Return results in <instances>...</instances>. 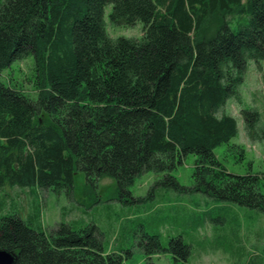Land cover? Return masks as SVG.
Returning a JSON list of instances; mask_svg holds the SVG:
<instances>
[{
  "label": "trees",
  "instance_id": "16d2710c",
  "mask_svg": "<svg viewBox=\"0 0 264 264\" xmlns=\"http://www.w3.org/2000/svg\"><path fill=\"white\" fill-rule=\"evenodd\" d=\"M114 24H144L140 39H113ZM34 60L37 99L0 79V187H74L115 179L122 195L144 173H166L163 186L191 190L264 213L262 175L230 173L215 155L239 134L227 114L250 61H264V0H6L0 5V77ZM248 139L264 145L257 110L242 109ZM243 152V150H242ZM195 155L192 189L171 174ZM150 252L188 264L181 237ZM153 247V248H152ZM0 249L16 264H123L107 253L95 225L59 223L49 233L18 214L0 218ZM150 254V253H149Z\"/></svg>",
  "mask_w": 264,
  "mask_h": 264
},
{
  "label": "rangeland",
  "instance_id": "374dc122",
  "mask_svg": "<svg viewBox=\"0 0 264 264\" xmlns=\"http://www.w3.org/2000/svg\"><path fill=\"white\" fill-rule=\"evenodd\" d=\"M5 1L0 0V5ZM111 12L109 5L105 21L111 38L143 36L142 22L133 27L114 24ZM0 79L37 99L33 57L14 62ZM239 91L241 104L231 98L226 105L227 114L237 119L239 134L214 152L230 173L261 174L264 194V145L248 139L241 113L242 109L257 110L264 127V61L260 65L249 62ZM195 161L196 156L190 154L171 172L188 189L195 185ZM166 175L144 173L130 186L131 196L122 195L111 177L101 179L95 186L89 185L82 171H77L70 191L6 185L0 187V218L18 214L34 229L42 228L47 233L59 223L74 227L95 225L107 253L123 250V264H177V255L170 251H147L141 245L147 242L145 234L158 235L164 248L169 247L170 240L181 237L191 249L188 264H264L263 212L223 203L201 192L153 188Z\"/></svg>",
  "mask_w": 264,
  "mask_h": 264
},
{
  "label": "water",
  "instance_id": "95a60500",
  "mask_svg": "<svg viewBox=\"0 0 264 264\" xmlns=\"http://www.w3.org/2000/svg\"><path fill=\"white\" fill-rule=\"evenodd\" d=\"M0 264H16V255L0 249Z\"/></svg>",
  "mask_w": 264,
  "mask_h": 264
}]
</instances>
